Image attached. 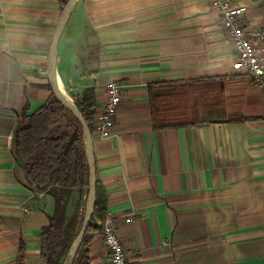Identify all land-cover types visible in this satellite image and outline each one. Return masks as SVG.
Instances as JSON below:
<instances>
[{
	"label": "crops",
	"instance_id": "crops-1",
	"mask_svg": "<svg viewBox=\"0 0 264 264\" xmlns=\"http://www.w3.org/2000/svg\"><path fill=\"white\" fill-rule=\"evenodd\" d=\"M215 1L78 0L59 40L66 91L95 87L98 112L106 83L124 85L113 126L92 140L108 214L136 264H264V88L235 71ZM229 2L245 7L243 25L264 27V0ZM60 15L59 0H0V264H20L22 243V264H47L40 236L55 199L27 185L13 142L22 109L52 93ZM193 80L213 82L228 116L246 119L155 129L149 85ZM87 246L91 263L113 264L102 232Z\"/></svg>",
	"mask_w": 264,
	"mask_h": 264
},
{
	"label": "trees",
	"instance_id": "trees-1",
	"mask_svg": "<svg viewBox=\"0 0 264 264\" xmlns=\"http://www.w3.org/2000/svg\"><path fill=\"white\" fill-rule=\"evenodd\" d=\"M68 1L59 0L61 11ZM210 85L200 80L151 83L149 101L153 127L177 128L203 122L246 119L243 116H228L223 102L211 95L215 85L213 82ZM50 86L48 83L47 87L51 90ZM74 100L93 131L98 105L95 87L86 88L80 95L74 96ZM57 109L66 117V124L57 122ZM21 115L13 143L17 158L26 172V183L55 199V210L40 236L41 256L47 264H63L84 219V214L81 219L77 213L68 214L69 200L79 191L86 203L89 190L83 127L53 93L38 109L28 113L24 108ZM96 194L95 212L74 264H93L88 241L96 233L102 232L108 217V198L99 180ZM19 252L18 261L22 264L24 243Z\"/></svg>",
	"mask_w": 264,
	"mask_h": 264
},
{
	"label": "built area",
	"instance_id": "built-area-1",
	"mask_svg": "<svg viewBox=\"0 0 264 264\" xmlns=\"http://www.w3.org/2000/svg\"><path fill=\"white\" fill-rule=\"evenodd\" d=\"M214 6L221 15V25L234 46L237 60L234 69L237 72L250 75L255 82L264 88V27L249 28L243 25L240 14L244 6H232L229 0H216ZM123 87L121 81L110 80L105 86V99L101 109L95 115L94 130L105 138L114 124L122 99ZM112 214H108L102 235L109 250L113 264H136L127 259L123 241L117 230V222ZM131 221L132 218L126 219Z\"/></svg>",
	"mask_w": 264,
	"mask_h": 264
},
{
	"label": "water",
	"instance_id": "water-1",
	"mask_svg": "<svg viewBox=\"0 0 264 264\" xmlns=\"http://www.w3.org/2000/svg\"><path fill=\"white\" fill-rule=\"evenodd\" d=\"M78 0H69L64 6L61 15L59 17L58 23L56 25V29L54 31V35L52 37L49 58H48V66H47V75L50 83L52 93L57 97L60 103L71 111L74 116L80 121L84 131L85 138V149L86 156L89 165V190L86 199V206L84 211V219L83 224L79 230L78 235L74 239V242L69 249V257L70 261L68 264H74L75 259L77 257L78 251L83 243L85 234L90 226V221L93 218L95 208L96 207V198H97V169L94 155V140L92 130L84 117L82 111L76 104L75 100L67 93L66 89L60 84V77L57 71V56H58V46L59 40L62 35V31H64L70 17L74 11ZM62 83V81H61Z\"/></svg>",
	"mask_w": 264,
	"mask_h": 264
},
{
	"label": "rangeland",
	"instance_id": "rangeland-1",
	"mask_svg": "<svg viewBox=\"0 0 264 264\" xmlns=\"http://www.w3.org/2000/svg\"><path fill=\"white\" fill-rule=\"evenodd\" d=\"M83 46H85V45H83ZM88 46H91V45H88ZM85 52H87V47H83L84 55H85ZM83 60H85V57L83 58ZM252 82L255 83V80L253 79ZM67 93L74 100L75 95L73 96V94H71L68 90H67ZM55 114H56V120L58 123H64V124L67 123V119L60 109H57V113H55ZM80 194L81 193L79 191H76L75 194H73L72 198H70L69 203H68V208L70 209V211H68V212H70L69 215L71 216L73 213L74 214L77 213L79 219H81V216L84 214L85 206H86V203L84 202L85 198L82 197ZM69 261H70V257L68 255L63 264H68Z\"/></svg>",
	"mask_w": 264,
	"mask_h": 264
},
{
	"label": "bare ground",
	"instance_id": "bare-ground-1",
	"mask_svg": "<svg viewBox=\"0 0 264 264\" xmlns=\"http://www.w3.org/2000/svg\"><path fill=\"white\" fill-rule=\"evenodd\" d=\"M60 84H61V86L63 85V83H61V81H60ZM62 87H64V86H62Z\"/></svg>",
	"mask_w": 264,
	"mask_h": 264
}]
</instances>
